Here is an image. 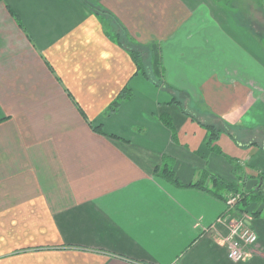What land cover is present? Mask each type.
Wrapping results in <instances>:
<instances>
[{"label": "crops", "instance_id": "1", "mask_svg": "<svg viewBox=\"0 0 264 264\" xmlns=\"http://www.w3.org/2000/svg\"><path fill=\"white\" fill-rule=\"evenodd\" d=\"M93 1L152 80L78 0H0V264H264V200L228 211L210 181L264 197V37L243 17L264 0Z\"/></svg>", "mask_w": 264, "mask_h": 264}, {"label": "trees", "instance_id": "2", "mask_svg": "<svg viewBox=\"0 0 264 264\" xmlns=\"http://www.w3.org/2000/svg\"><path fill=\"white\" fill-rule=\"evenodd\" d=\"M86 9H88L101 23L104 33L107 38H109L111 41L116 43L120 48L124 49L128 55L130 56L135 69H136V74L142 76L146 80H152V77H150L149 70L147 68V64L144 63V52L146 51L147 48L142 47L138 45L136 42H134L127 34L126 30L123 28V26L118 22V20L107 10H105L103 7H101L97 2L93 0H78ZM153 84L156 87H161L162 88V83H160L158 80L157 81H152ZM165 88V86L163 85ZM130 96V91L129 89L125 88L116 98V100L109 106L107 109L106 113H113L115 112V109L119 106L120 102L127 97ZM174 103H178L175 99L173 100ZM185 113V112H184ZM194 120V119H192ZM195 121V120H194ZM164 124L166 127H168L170 130L171 125L170 123L164 121ZM208 136H207V146H210L213 144L219 134L222 132L221 130L217 129L216 127L212 125H202ZM95 132H100L99 128H93ZM229 131H226L228 133ZM228 135H230L228 133ZM172 139H175L174 136V131H172ZM220 153V152H218ZM156 173L164 178L165 180H168L176 185H179L178 181L175 179L174 174L172 171L167 167V165H163L161 169H156ZM210 181L212 183V186L216 190H227L229 192L237 193L238 190L231 184L226 183L225 181L211 176ZM192 187L196 188H201V182L196 183L194 185H191ZM214 195L218 196L217 193L215 192ZM263 193H261L259 190H256L252 193L251 195V200H264V197L261 198ZM247 199L242 200V202L246 203Z\"/></svg>", "mask_w": 264, "mask_h": 264}, {"label": "built area", "instance_id": "3", "mask_svg": "<svg viewBox=\"0 0 264 264\" xmlns=\"http://www.w3.org/2000/svg\"><path fill=\"white\" fill-rule=\"evenodd\" d=\"M236 197L226 200L228 211L234 207ZM257 242L255 233L242 223H234L230 227V234L227 238L228 259L232 262H242L248 257V249Z\"/></svg>", "mask_w": 264, "mask_h": 264}, {"label": "rangeland", "instance_id": "4", "mask_svg": "<svg viewBox=\"0 0 264 264\" xmlns=\"http://www.w3.org/2000/svg\"><path fill=\"white\" fill-rule=\"evenodd\" d=\"M243 17L245 20L255 21L256 23H259V25L262 28V37H264V14L263 13L261 15H259L257 13H255V14L248 13V14H244ZM143 56H145V52H144ZM145 60L146 59H144V63H145ZM234 197H236V200L234 202L233 210H235L239 205H246V204H250V203L261 202L260 200H256V201L252 202L253 200H251L252 199L251 196L247 195V193L243 192V191L238 190L237 193L227 191V194H226L227 200L232 199ZM244 199H247L246 203L242 202V200H244ZM261 203L264 204V202H261Z\"/></svg>", "mask_w": 264, "mask_h": 264}]
</instances>
